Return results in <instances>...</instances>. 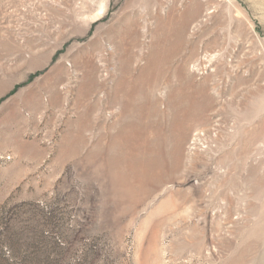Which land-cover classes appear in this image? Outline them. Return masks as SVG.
<instances>
[{
	"label": "rangeland",
	"instance_id": "obj_1",
	"mask_svg": "<svg viewBox=\"0 0 264 264\" xmlns=\"http://www.w3.org/2000/svg\"><path fill=\"white\" fill-rule=\"evenodd\" d=\"M0 264H264V0H0Z\"/></svg>",
	"mask_w": 264,
	"mask_h": 264
}]
</instances>
